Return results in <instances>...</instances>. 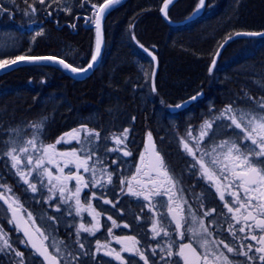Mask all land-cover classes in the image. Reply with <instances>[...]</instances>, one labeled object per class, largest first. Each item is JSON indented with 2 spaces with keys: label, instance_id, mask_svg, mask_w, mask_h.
I'll return each mask as SVG.
<instances>
[{
  "label": "snow or ice",
  "instance_id": "6c2138e0",
  "mask_svg": "<svg viewBox=\"0 0 264 264\" xmlns=\"http://www.w3.org/2000/svg\"><path fill=\"white\" fill-rule=\"evenodd\" d=\"M15 2V0H13ZM59 0H51V3H58ZM91 3V0H87ZM121 0H103L102 3H92V17L85 19V23L92 21L96 29L95 50L91 55L90 62L84 68L73 67L66 63L64 59H58L55 56H28L18 55L14 59H0V70L17 65L21 62L37 63L43 61H52L59 63L63 68L70 70L73 73H86L92 69L98 62L101 55L102 46V20L105 13L117 5ZM27 5L26 14H35L37 8L36 3L46 5V0H33L29 4L28 0H24ZM51 3L46 6L51 7ZM173 4V0H162V12L165 19H168L169 6ZM83 6V5H81ZM205 6V0H198V4L194 10L198 12ZM8 9L0 4V13L6 12ZM63 11L71 14V8H64ZM51 15V13H48ZM75 28V24L71 25ZM42 32H37L36 35H42ZM236 36H264L261 32H246L235 33ZM135 40V36L132 37ZM228 39H232L230 35ZM227 41H225L226 43ZM138 46L152 56L143 44L137 40ZM222 47V45H221ZM216 56L219 53L215 54ZM215 68V59L212 60L209 71ZM147 75V73H146ZM155 73L151 74L152 90L155 92L154 83ZM197 95H200L199 93ZM192 100L197 99V96L191 97ZM176 108L183 107L181 104L175 105ZM134 119V118H133ZM217 121L221 123L217 124ZM227 121V123H224ZM216 125L227 139L217 142L215 137L217 132L213 131V126ZM34 129L31 138L17 144L13 139L11 147L3 154L7 156L11 162V167L15 169L16 175L20 177L24 184L28 186L31 192L38 191L37 183L43 188H47L50 193L48 200H55L59 195L61 203L68 204V214L72 215L73 210L79 216L82 212H89L93 215L96 221L91 226H86L83 222L79 224L76 230V241L79 249H84V243L80 240V234L89 233L95 235L99 231L100 224L99 213L96 212L91 200L96 198V192H90L88 197H85L86 203L81 201V193L84 189L104 187L105 184L112 183L113 173L108 172L106 168L98 169L97 164L101 161L96 159L93 161L94 152L89 147L93 143L92 137L99 139L100 134L92 129L82 127L81 129H73L71 132L65 133L55 143L44 144L40 140V131L43 124H33L30 126ZM231 129V132L225 131ZM18 131V130H14ZM84 132L83 139L80 133ZM128 129H124L120 135H113L111 139L116 147L107 149L111 152H123L124 156H130L131 152L126 148L128 138ZM211 133V135H209ZM148 146L145 147V152L150 153L148 156L141 154L139 157L140 166H137L135 173L130 177L120 179V184L126 187H121L122 192L136 198H142L147 201L150 211L155 213L156 203H153L156 198H162L157 201L161 207H166L167 212L171 214V222L175 224L176 234L179 240H184L186 234L190 235L202 251H197V247L193 246L192 242L177 243L171 240L170 233L167 227L162 222L156 220L153 222L152 233L153 239L159 237L161 233L168 237L167 247L162 248L161 259L169 262V264H264V102H258L257 108L251 111H242L228 104L224 109L219 110V115L213 116L212 119L204 121L200 127L198 136H194L192 131L187 130V136L180 138V143L184 151L192 157L191 168L194 169L193 175L197 172L201 179L208 184L209 190L215 189L218 194L219 201L223 202V208L227 209V213L221 211L219 215L224 216L227 221L226 232L228 237L220 238L216 232L210 228V224L214 221L206 223L205 218L216 212L213 208L210 211L203 213V217L197 216L191 211V206H188V211L191 220L184 215L185 208L182 202V197H178L180 191L177 178L169 171L168 166L164 161V157L156 150L155 141L152 133H147ZM205 137H208L210 144L204 145ZM73 140L80 145L79 149L61 152L56 148L61 142L71 143ZM191 141H195L193 145ZM124 145V147H120ZM116 163V161H113ZM69 165L72 167L69 168ZM51 166V167H50ZM53 168L56 172H53ZM69 171L65 173V169ZM81 169L84 173H90L91 178L86 179L81 174ZM36 173L35 180L32 182V174ZM75 181L74 188H70L69 184ZM0 188L5 189L0 192V201L7 205V211L11 212V219L8 223L13 224L19 232H22L25 239L22 241L26 246L34 250L35 254L41 259V264H72V260H78V256L71 252L68 256L72 260L62 255L60 244L55 237H50L44 229L36 224V219L31 212L23 209V205L19 199L12 194V189L7 184H0ZM226 194L228 199H226ZM103 199V197H100ZM166 198V199H165ZM71 202V203H70ZM105 204H112V201L104 199ZM74 205V208H73ZM115 207V204H113ZM203 207V204H201ZM57 212L61 211L60 204L55 206ZM243 210V211H242ZM54 221L55 217H50ZM112 220V217H108ZM186 223L191 226L184 228ZM53 227L54 225H49ZM113 226L117 227L113 221ZM239 226V227H237ZM128 227L127 224L124 225ZM111 234V229H108ZM51 238V244L47 242ZM116 243L121 244L120 251L110 247L109 243L101 244L99 240L96 242V253L103 251L104 255L112 257L120 264H128L121 253H130L138 256L144 264H149V258L145 255V250L138 247L140 241L135 236H116ZM54 248V252L49 248ZM161 247L160 244L156 248ZM156 248H152V254L156 255ZM175 249V251L173 250ZM11 252L14 256L19 257L17 264H25L24 254L18 249L13 248V243L10 237L0 226V252ZM83 255H88V252H83ZM230 254V255H229ZM244 257L243 261L236 258Z\"/></svg>",
  "mask_w": 264,
  "mask_h": 264
},
{
  "label": "trees",
  "instance_id": "16d2710c",
  "mask_svg": "<svg viewBox=\"0 0 264 264\" xmlns=\"http://www.w3.org/2000/svg\"><path fill=\"white\" fill-rule=\"evenodd\" d=\"M189 1L175 0L169 9L170 16L174 20L188 19L198 0H193L191 4ZM102 2L103 0H91V3L87 0H59L57 4L50 2L51 7L46 6L48 3L44 5L40 15L30 14L24 17L18 16L23 9L13 11L7 6L8 11L0 14V31L12 34L15 47L10 54H0V59H14L18 55H52L63 57L74 67H85L94 53L96 41L94 23H85V19L93 15L91 4ZM216 2L218 4H215ZM66 7L71 8V14L63 11ZM161 7L162 0H124L105 16L106 50L102 65L107 66L112 61L111 71L113 75H117L111 84L116 96L113 101L114 111L123 112L127 109L129 104L125 97L128 92L133 93L138 86V70L131 64L126 65L129 61L127 49H131V44L137 46V40L145 47L159 46L160 67L165 69L166 75L171 78V81L165 83L169 84L165 87L166 91L171 92L166 97L174 101L208 88L207 68L210 69L218 47L230 35L233 36L238 31L264 30V0H208L205 13L196 20H189L179 31H175L164 21L160 14ZM33 20L38 23L30 29ZM73 24L75 28L71 26ZM37 32L43 34L37 36ZM259 40L264 41L238 37L225 47L221 59H228L239 48ZM258 49V53L252 52V58L262 63L264 44ZM161 74L159 73V77ZM89 83L90 80H75L57 65L49 63L23 64L1 74L0 140L3 142V135L15 125L24 126L39 114L51 112V115H54V110L59 104L52 109L41 110V97L54 94V98L66 96L74 102L82 96V102L93 100L96 106L100 105L96 94L101 86L92 85L94 82ZM225 88L226 86L219 88V94L216 89H207V97L211 93L215 97L212 99L215 107H225L244 97L255 101L264 99V85L247 90L235 86ZM36 89L40 92L39 95L34 93ZM65 112L69 110L66 109ZM128 114L131 115L128 122L119 124L130 125L139 135L143 134L148 123L132 108ZM134 115L135 124L131 122ZM75 120L71 118L60 123L54 121L52 124L55 131H61L72 125ZM2 142L0 145L3 146Z\"/></svg>",
  "mask_w": 264,
  "mask_h": 264
},
{
  "label": "flooded vegetation",
  "instance_id": "af4514ba",
  "mask_svg": "<svg viewBox=\"0 0 264 264\" xmlns=\"http://www.w3.org/2000/svg\"><path fill=\"white\" fill-rule=\"evenodd\" d=\"M189 116L193 117L194 115L190 113ZM82 121L87 120L81 119L78 124L74 122L68 128L63 129L61 131L47 132L44 138L45 144L55 143L56 140L59 139L62 135L71 132L73 129H81L82 127L91 129V123H89L88 121V123H83ZM192 132L194 136H197V133L195 131ZM80 135L83 139L85 133L81 132ZM152 136L155 142L157 143L158 151H160V154L164 157L165 163H167L166 161H168V164L173 166L174 172L176 171L177 173H175L178 174L182 180L181 184L178 183V187L180 189V191L178 192V197H182V202L187 201V204H183V207L185 208L184 215L189 219V221L191 220V216L188 211L189 205L191 206V211L195 212L196 215L200 217H203L204 212L210 211L211 209L215 208L216 212L213 213L211 216L206 217L205 222L209 223L214 221V223L210 224V228L214 232H216L217 235L220 236V238L228 237V239H231L229 234L226 232L227 221L225 220L224 216L219 215L221 211L227 213V209L223 208V202L219 201V197L218 194L215 193V189L213 188L209 190L207 182L200 178L198 172L195 176L193 175V171L195 170L191 168L192 157L184 151L182 145H179L178 147L167 146V148L170 150L169 158L167 155H165L164 150L162 148L161 132L158 133L153 130ZM110 137L111 135L109 134L108 138H105L104 142L106 145H112ZM191 143L194 145L195 141H191ZM75 145L77 146L78 144L75 140H73L71 143L61 142L60 144L56 145V148L58 151L65 152L70 151V149ZM142 149L144 148H139V153L140 151H142V153L145 155V152ZM106 154L107 160L113 159V155L108 156V152H106ZM184 172L187 173L186 175H188L189 177L184 175ZM2 184H7L9 187H11L12 194H14L15 197L19 199V202L23 205V209L27 212H31L32 216L36 219V224L46 231L44 226L41 225L39 222V216L37 215V211L36 215H34L33 211H30L28 209L29 203H26V200L23 201L19 197L21 188L18 189L17 184L13 183L9 178H4ZM74 186L75 181H72L69 184V187L74 188ZM121 187H124V185L118 184L117 189L116 185L114 187L107 186L105 188H94L90 185L89 188L84 189L81 193V201L82 203H86L85 197H88L90 192L92 191L96 192V198L92 199L91 203L95 208L96 212L100 214L97 218L99 220L100 228L99 231H96L94 236L90 235L89 233L83 232H81L80 234V240L82 243H84L83 250H86L85 252L89 253L85 256L90 263H84L83 261H79L72 264H120L119 261H116L112 257L104 255L103 251L99 253H96L95 251L97 240H99L101 244L107 242L110 244L111 248L120 251L122 245L116 243V240L114 239V237L116 236H135L136 239L140 241L138 247H141L145 250V255H147L149 258V264H169L168 261L160 258L161 255L166 256V253L162 252V248L167 247V241L169 240V238L165 237L163 233H161L159 237L153 239L152 226L153 222L156 220H159L164 224L165 227H167L172 241H176L177 243L192 242L193 246L197 247V251H202L195 243V241L191 239L190 235L186 234L184 240H179V237L176 234L175 224L171 222V214L167 212L166 207H161L160 204L157 203V201L161 200L162 198L158 197L156 198V200L153 201V203H156V209L154 213L153 211L149 210L147 206L148 202L144 201L142 198L136 200L138 202L137 204H135L136 201H129V198L133 196L126 194V192H122ZM181 187H183V194L181 191ZM17 189L19 190V193H17ZM4 191L5 189L0 188V192ZM43 192L45 193L44 198L46 200L50 193L48 192L47 188H45ZM183 195L185 199H183ZM101 196L103 197V199L100 198ZM228 198L229 197H227L226 194V199ZM56 199H58V201L56 202L54 200H51L53 207L59 204V202L61 207H69L68 204L61 203L59 195H57ZM104 199L112 201V204H105L103 202ZM45 200H42L41 202L42 207L44 205ZM113 204H115V207H113ZM201 204H203V207H201ZM73 213L75 220L70 223L71 227H68L67 229L62 228V230L60 231L65 237V242H67L69 245H73V243H75L77 239L76 230L81 222H83L86 226H91L96 222L93 219V215H91L89 212H82L79 216L75 214L74 210ZM109 216L112 217V220L108 219ZM9 220L10 219L8 218V221ZM113 221L116 222V225H118L117 227L113 226ZM57 222L58 224H62L59 221ZM125 224L128 225L127 228L124 227ZM0 226L3 227L4 231L10 237V240L13 243V248L23 252L25 264H41V258L37 256L29 246H26L22 242L24 238L19 234L18 230H16L13 224L7 226L6 223L0 217ZM190 226V223H186L184 225V228L187 229ZM108 229H111V234H109ZM71 236H73L74 238L73 242H71ZM47 243L49 245L51 244V238ZM157 244H160L161 247L156 248ZM152 248H156V255L152 254ZM50 249L51 251L53 250V248L51 247ZM173 250L175 251V249ZM121 254L124 256L128 264H144V262L134 254ZM70 258L72 257L70 256ZM236 259L239 261H243L245 258L238 257ZM18 260L19 257L14 256L11 252H0V264H17Z\"/></svg>",
  "mask_w": 264,
  "mask_h": 264
},
{
  "label": "rangeland",
  "instance_id": "374dc122",
  "mask_svg": "<svg viewBox=\"0 0 264 264\" xmlns=\"http://www.w3.org/2000/svg\"><path fill=\"white\" fill-rule=\"evenodd\" d=\"M51 0H46V4L50 3ZM28 3L31 4L33 3V0H28ZM0 4H3L5 7L9 6V9H12L14 11V9H23L22 11H20V14H18V16L24 17L25 15L30 16V14H26L25 13V9L27 8V5L24 3V0H15V2H13V0H0ZM57 4V3H55ZM25 5V6H22ZM35 7L37 8V12L35 14L40 15V12L43 10L44 5H40L39 3L35 4ZM1 14V13H0ZM38 23V21L33 20V27L34 25H36ZM32 27V28H33ZM264 44V41L259 40L258 42L252 43V44H247L246 47H241L238 50H236L234 52V54L232 56H230L228 59H225L224 61H220L218 60L217 63L215 64V68L212 70V72H216L214 78L220 77L222 75V72H224L228 77H230V80H234V86L237 88H240V84L236 83L237 80H245V84L247 85H264V71L262 70L261 66H264V61L262 63H260L261 61H256L255 58H252L253 54L252 52L258 53L257 51H259V47ZM15 47V41H14V37L12 36V34L8 33V32H1L0 31V54H10L11 52H13ZM244 57H241V56ZM228 57V56H227ZM241 59H243V61H241ZM264 59V58H263ZM257 62V63H256ZM141 71L138 73L137 75V80L140 82L141 85L138 84L137 88L140 90V94L143 96L144 94V88H150V76H151V69L150 71H147L146 66L142 65L140 67ZM147 73V75H146ZM244 74H248L250 76V80H246L243 76ZM236 80V81H235ZM251 82V83H250ZM49 85V84H48ZM46 85V87L48 86ZM59 87H61V85H59ZM48 88V87H47ZM151 90V88H150ZM3 91V90H2ZM217 93L219 94L218 89H216ZM264 96V94H263ZM102 98L104 97H99L98 98V102L100 101V105H97V110L98 112L104 116L107 117V122H111L108 124H104V119L102 122L93 119L95 115H97V111H95L90 117H88L92 122H93V126H92V130H95L96 132H99L100 137L98 140L89 137V139L93 140V143L89 145V147L92 149V151L94 152V157H93V161H90V164L93 163L96 159H99L101 161L100 164H97L96 167L98 169L101 168H106L108 172L113 173L112 176V183L111 184H105L104 187L101 188H105L107 186L110 187H114L116 185V189L118 187V184H120V179L123 177H130L132 174L135 173V169L137 166H140L139 163V157L142 153V151H140L139 153V148H140V142L142 140V135H140V137L137 139L136 136H133L131 143H127L126 142V148L128 149V151L131 152L130 156H124L123 152H111V151H107V149L116 147V145L114 144V141L111 139V137L113 135H120L121 132H113L114 127L115 129H118L121 124H119L120 122H114L111 120V117L109 115H105V110L109 111L110 113H114V102L115 99L113 97L109 98L110 102L109 105L107 104V109H103V103H102ZM215 98L213 97V94L211 93V95H209L207 97V101H208V106H206L207 110L206 112H201L200 111V107H205V106H196L194 108H190L188 110H184L182 112H180L179 115L177 116H173L176 117L178 123L181 122L182 120H187V129L191 130V131H195L198 135L200 132V127L201 125H203L204 121L206 120H210L213 118V116L219 115V110L224 109V107L219 108L216 107L215 109V105L213 107H211V100ZM79 99H82V96L79 97ZM240 100L243 101L242 105L237 108L234 107L238 110H242V111H251L253 108H257L258 110V102L259 101H248L247 98H240ZM53 102H55V104L52 105L55 106L56 104H58L57 99L54 100ZM260 102H264V99H262V101ZM110 105H112V108H110ZM48 103L44 104L43 103V107L41 108V110H44L45 108L48 109ZM166 109L169 111V105L166 106ZM69 110V109H68ZM117 111V110H116ZM115 111V112H116ZM170 112V111H169ZM68 112H65V116H67ZM192 113L194 116L191 117L189 116V114ZM51 112L48 113H43V114H39L38 116H35L34 119L29 120L25 125L24 128L22 127L23 125H15L12 128L8 129L5 133V135H3V137L5 139L0 140V142L5 143L6 146H3V148L0 150V184H2V181L4 180V178H9L11 175L12 177H16L18 179L17 183V188H21L20 189V198L25 201L26 203H29L28 205V209L30 211H33V214L36 215V211H37V215L39 216V222L41 225L44 226V228L46 229V231L50 234V237H55L57 241L62 242L60 244V247L62 249V255L67 257V259L72 260V258H70V256H68V253L71 252L73 255L78 256V260H73L72 263H76L79 261H83L84 263H90L86 256L83 255L82 253L85 252L86 250H80L79 249V245L77 243H73V245H69L67 242H65V237L63 235V233H61L60 231L63 229H67L68 227H71L70 223H72L75 218L73 216V212L72 215L68 214V208H64L61 207V211L57 212L55 210V207H53L51 201L47 199L45 200V193L41 192L40 194H38L37 192L41 189H45L43 187H41V185L39 183H37V188L38 191L33 193L31 192L30 189H28V186L26 184L23 183V181L20 179V177L18 175H16L15 173V169H13L11 167V162L9 160V158L7 156H5L3 153L8 150L11 147L12 141L13 139H15L17 144L22 143L24 140H27L29 138H31V135L34 131V129H32L30 126L33 124H43V128L40 131V135L39 138L40 140L43 141V143L45 144V140H44V134H43V130L44 128L47 126V122L48 120H50V115ZM212 115V116H211ZM93 117V118H92ZM79 118V117H77ZM63 119V118H62ZM116 120V119H115ZM53 121V120H52ZM171 123H169L171 126H173L174 122L173 120L170 121ZM221 123L220 121H217V124ZM224 123H227V121H224ZM174 128V129H173ZM171 131L167 130L164 132L163 135H161V141H162V148L164 150L165 155H167L170 158V150L167 148V146H175L178 147V143H177V139L175 137V135L177 133H182L183 131L181 130L180 126L176 125L175 127H173ZM14 130H18V131H14ZM213 131L217 132V136L215 137V140L217 142H219L220 140L223 139H227L228 137L225 136L223 134V132L218 129L216 127V125L213 126ZM225 131L231 132V129H226ZM148 133V132H147ZM146 133V135H147ZM111 135L110 139L112 142V145H106L104 140L105 138H108V135ZM211 135V133L209 134ZM131 138V137H130ZM205 140L207 141L208 145L210 144V141L208 139V137H205ZM207 143L204 142V145L202 146H207ZM120 147H124V145H121ZM80 145L78 144L77 146L75 145L74 147H72L70 149H79ZM144 151V149H142ZM106 152H108V156H112L113 155V159H108L107 160V154ZM113 161H116V163H113ZM166 165L169 168V171L177 178L178 183L181 184L182 180L180 178V176L178 174H176L173 170V166L168 164V161H166ZM51 167V166H50ZM72 166L69 165V168H71ZM69 168L65 169V173H67L69 171ZM53 172H56V169L53 168L52 169ZM81 174L85 176L86 179H90L91 178V174L90 173H84L83 170L81 169ZM187 173L184 172V175H186ZM33 176V180L32 182H36V180L34 179L36 176V173L32 174ZM179 176V177H178ZM187 177H189L188 175H186ZM126 187V186H124ZM17 189V193H19V190ZM181 191L183 194V187H181ZM138 198L136 197H130V200L136 201ZM183 199H185L184 195H183ZM42 200L44 202L43 207L41 206V202ZM55 202L58 201V199L54 200ZM138 202L136 201L135 204H137ZM60 204V202H59ZM3 212H5V209L3 208ZM37 217V216H36ZM50 217H55L56 219L54 221L50 220ZM59 221L62 224H58ZM49 225H54L53 227H50ZM71 238V242H73L74 238L73 236L70 237ZM54 250V248H53Z\"/></svg>",
  "mask_w": 264,
  "mask_h": 264
},
{
  "label": "bare ground",
  "instance_id": "6f19581e",
  "mask_svg": "<svg viewBox=\"0 0 264 264\" xmlns=\"http://www.w3.org/2000/svg\"><path fill=\"white\" fill-rule=\"evenodd\" d=\"M123 1L124 0H122L121 2H123ZM192 2H193V0H190L189 4H191ZM197 4H198V2H197ZM197 4H196V6H197ZM215 4H218V3L216 2ZM172 5L173 4H171L169 6V9ZM115 6L116 5H114L113 7H115ZM207 6H208V0H206V6L204 9V12L200 16H198L197 18H193V16L197 12H195V14L193 12L192 15L188 19H185V20H174L170 16V14L168 13V17L172 21L180 23L177 25L169 24L165 20V18L163 17V14L161 11H160V14H161V17L164 19V21L169 26L173 27L175 31H179V30L183 29L180 27H182V26L184 27L185 25H187L189 20H196L199 17H201L205 13ZM104 35H105V27H104ZM236 38H238V36H236L234 34L232 36V40H234ZM261 39H264V38H261ZM227 40H230V39H228V38L225 39V41H227ZM225 41H223L221 45H223L225 43ZM105 45H106V37H105V41H104L103 51H102V54H101V57H100L98 64L96 65V67L89 69L86 72V74L84 75L83 79H79L82 81H89L90 80L89 84L94 82L92 85H96V86L100 84L101 88L98 90L96 97H101V96L104 97V98H102L103 99L102 100L103 109H107V104L109 105V102H110L109 98L116 97L114 95V92L111 89V84L114 83L113 80L117 76L115 74L113 75V73L111 71L112 70L111 69L112 61L110 63H108L107 66H106V64L102 65L104 63V51L106 50ZM221 45L218 48H221ZM156 47H157V50L154 49L153 47H150V48L145 47V48H147L149 50V52H152L153 54H155L157 56L158 61H159V66H160V64H161V60H160V56H159L160 55V50H159L160 48H159V46H156ZM94 50H95V48H94ZM224 50H225V47L222 48V52ZM127 56H128L127 60H129V61L126 62V65L131 64L132 66H134L138 70V72L141 71L140 67L142 65L146 66L147 71H150V69L152 70L154 67L153 59L148 55V53H146L144 50H142L138 45L135 46V45L131 44V49L130 50H129V48L127 49ZM58 58L64 59L63 57L62 58L58 57ZM213 59H215V63H217L218 60H220L221 62L224 61V59L223 60L221 59L220 55L219 56L214 55ZM64 60L67 63L71 64L66 59H64ZM89 62H90V60H89ZM261 68L264 71V67H261ZM160 69H161V67H160ZM160 69H159V73L161 74V71L163 70V68L161 70ZM215 73H216L215 71L210 72L209 67L207 68L206 79H207V83H208V88H207L208 90H214V89H219V88L222 89L223 86L224 87L226 86V88L227 87H231V88L234 87V83L231 82L230 77H228L224 72H222V75L220 77H217V78H214ZM243 77L246 80H250V76L248 74H244ZM96 79H97V81H96ZM158 79L156 80V83H155V88H156L155 92L152 90L151 84H150L151 90L148 87L144 88L143 96L140 94V90L138 88H136V90L133 93L128 92L127 96L125 97V100L129 104L125 111H123V112H119V111L115 112L114 111V113H112V112L110 113L108 110L107 111L105 110L104 111L105 115H109L111 117V120L114 122H128L129 117H131V115L129 116L128 113L130 112V108H132L133 111L138 112V114L140 116H142L143 119L148 123V128L151 131L155 130L158 133L161 132V135H163L165 131H167V130L171 131L174 129L173 127L178 125V126H180L181 130L183 131L181 133L182 137H185L184 135H187V130H188L187 129V120H182L181 122L178 123L176 117H173L174 114L171 113V109L173 107H175V105L182 104L188 100H191V97L197 96V99L192 101L191 104L193 105V107L205 106V107H200L199 109L202 113L206 112V110H207L206 106H208L207 89L206 90L202 89L198 92H194L192 94H189L187 97H185L183 99L173 101L172 98L166 97L167 94H171V92L166 91L165 87L169 86V84L167 85L165 83L171 81L170 80L171 78H170V76L166 75L165 69L162 71V74L160 75V77ZM245 82L246 81L243 79H241L240 81L239 80L236 81V83L240 84V89L242 88V90H247V88H260L261 87V85H259V84L258 85H247V84H245ZM136 84L141 85L139 81H137ZM34 93L37 95L40 94V92L37 89L34 91ZM198 93L199 94L202 93V96H204L205 98L198 99V97H202L200 95H197ZM53 96H54V94H50L48 96L41 97V99H40L41 103H44V104L48 103L47 107L50 109H52V105H53L54 100L58 99L57 101L59 104L58 107L55 108V110H54V115L49 114L50 120H48L47 126L44 128L45 133L50 132V131H55V129H54L55 126H53L52 122L55 121V122L60 123L66 119H71V118L76 119L74 121V122H76V124H78L81 119H84L93 125V122L88 117H90L95 111H97L98 114L95 115L94 118L92 117L93 119H96L100 122H102L104 119V124L111 123V122H107V120H106L107 117L102 116L98 112L97 106L93 102V100L82 102V99L78 98L77 100H74V102H73L72 100H70L66 96H64L63 98H54ZM227 101H230V99H227ZM211 104H212L211 107H213L214 106L213 100H211ZM167 105H169V111L170 112L166 109ZM110 108H112V105H110ZM66 109H69L67 116L64 115ZM72 111H73V115H72ZM77 117H79V118H77ZM172 120L174 121V122H172V123H174L173 126H171L169 124V123H171L170 121H172ZM131 122L134 124L136 123V116L135 115L132 117ZM127 129L129 130L132 138H133V136H136L137 139L140 137L139 132L138 131L135 132V130H133L130 125H127ZM113 131L119 132V130L115 129V127H114Z\"/></svg>",
  "mask_w": 264,
  "mask_h": 264
},
{
  "label": "water",
  "instance_id": "95a60500",
  "mask_svg": "<svg viewBox=\"0 0 264 264\" xmlns=\"http://www.w3.org/2000/svg\"><path fill=\"white\" fill-rule=\"evenodd\" d=\"M122 1V0H121ZM205 6H206V0H205ZM205 6L203 7V8H201L194 16H193V18H197L198 16H200L203 12H204V9H205ZM164 17V16H163ZM104 18V17H103ZM169 24H171V25H177V24H180V23H178V22H174V21H172L169 17H168V19H165ZM101 24H102V46H101V54H102V51H103V46H104V41H105V35H104V22H103V20H102V22H101ZM251 32H261V33H264V31H251ZM240 33H246V32H240ZM240 36H247V35H240ZM253 37H261V36H253ZM229 40H227V42H228ZM226 42V43H227ZM226 43H224L223 45H222V47L220 48V50H219V54H220V52L222 51V48L226 45ZM149 55V54H148ZM154 56H155V60H153L154 61V70H153V72L155 73V76H154V83H155V80H156V77H157V75H158V72H159V69H160V66H159V61H158V58H157V56L155 55V54H153ZM150 56V55H149ZM219 56V55H218ZM100 57H101V55H100ZM100 57L98 58V62H99V60H100ZM151 58H152V56H150ZM58 58V57H57ZM58 59H60V58H58ZM66 62V61H65ZM98 62L94 65V67H96V65L98 64ZM25 63H28V62H21V63H18L17 65H13V66H10L9 68H6V69H3V70H0V74H3V73H6V72H8V71H10V70H12V69H14V68H16L17 66H19V65H21V64H25ZM37 63H55V62H52V61H43V62H37ZM67 63V62H66ZM55 64H58V65H60L59 63H55ZM60 66H62V65H60ZM68 70V69H67ZM69 71V73L71 74V75H73V76H75V77H77V78H83L84 77V75L86 74V73H82V74H80V75H77V74H75V73H73V72H71L70 70H68ZM200 96H202V93H200ZM196 100V99H195ZM192 101H194V100H188V101H186V102H184V103H182L181 105H183V107H180V108H176V107H174V110H178V109H183V108H185V107H187ZM148 144H149V142L147 143V146H148ZM150 154V153H149ZM22 233V232H21ZM23 234V233H22Z\"/></svg>",
  "mask_w": 264,
  "mask_h": 264
}]
</instances>
